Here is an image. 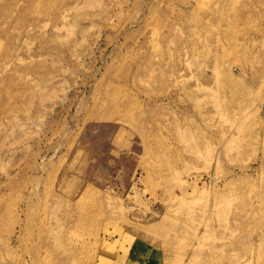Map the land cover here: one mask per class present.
I'll return each instance as SVG.
<instances>
[{
  "label": "rangeland",
  "instance_id": "374dc122",
  "mask_svg": "<svg viewBox=\"0 0 264 264\" xmlns=\"http://www.w3.org/2000/svg\"><path fill=\"white\" fill-rule=\"evenodd\" d=\"M0 264H264V0H0Z\"/></svg>",
  "mask_w": 264,
  "mask_h": 264
},
{
  "label": "bare ground",
  "instance_id": "6f19581e",
  "mask_svg": "<svg viewBox=\"0 0 264 264\" xmlns=\"http://www.w3.org/2000/svg\"><path fill=\"white\" fill-rule=\"evenodd\" d=\"M71 9H72V8H71ZM71 9H70V10H71ZM68 10H69V7H68ZM46 17H47V16H46ZM139 74H140V73H139ZM136 81H137V80H136ZM202 89L205 90L206 87H205V88H201L200 90H202ZM116 109H118V107H117ZM238 152H239V151H238ZM237 155H238V154H237ZM239 156H240V155H239ZM235 210H236V209H235ZM236 214L239 215L238 213H236ZM237 215H236V217H237ZM236 217H235V218H236ZM240 219H241V218H240ZM244 219H245V217H244ZM238 220H239V219H238ZM241 220H242V219H241ZM234 222H235V221H234ZM236 223H237V222H236ZM236 223H235V224H236ZM241 223H243V222H241ZM233 224H234V223H233ZM237 224H238V223H237ZM238 225H239V224H238ZM240 225H241V224H240ZM240 225H239V226H240ZM242 225H243V224H242ZM226 227H227V226H226ZM226 227H224V228H226ZM240 228H241V227H240ZM224 231H225V230H224Z\"/></svg>",
  "mask_w": 264,
  "mask_h": 264
}]
</instances>
